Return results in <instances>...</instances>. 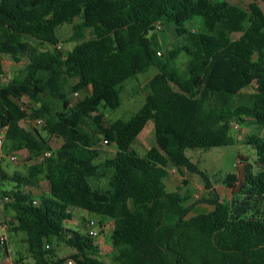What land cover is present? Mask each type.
I'll list each match as a JSON object with an SVG mask.
<instances>
[{
	"label": "trees",
	"instance_id": "obj_1",
	"mask_svg": "<svg viewBox=\"0 0 264 264\" xmlns=\"http://www.w3.org/2000/svg\"><path fill=\"white\" fill-rule=\"evenodd\" d=\"M261 16L257 0L248 11L224 0H0V76L3 58L27 59L0 87V130L12 148L50 153L27 177H11L15 190L0 191L33 264H64L52 261V241L71 248L68 258L78 264H264V28H250ZM64 24L72 34L61 40L56 31ZM156 24L174 40L162 55ZM60 43L74 47L64 53ZM180 57L183 71L174 66ZM150 68L157 73L138 112L104 125L100 108L117 109L121 86ZM85 88L90 94L71 102L69 95ZM23 97L41 131L62 141L54 152L40 131L21 126ZM245 120L261 130L243 139L257 172L238 155L236 174L223 182L232 199L220 201L184 151L235 144L231 122ZM148 121L155 146L139 155L131 146ZM101 140L115 153L97 162ZM171 169L201 178L210 212L187 218L189 196L164 184ZM41 178L47 194L21 190ZM98 179L105 189L91 184ZM74 210L113 222V262L98 257L87 231L65 228Z\"/></svg>",
	"mask_w": 264,
	"mask_h": 264
},
{
	"label": "rangeland",
	"instance_id": "obj_2",
	"mask_svg": "<svg viewBox=\"0 0 264 264\" xmlns=\"http://www.w3.org/2000/svg\"><path fill=\"white\" fill-rule=\"evenodd\" d=\"M232 5H236L241 9L248 11L250 3L253 0H224ZM257 6L261 11V18L253 21L251 23L250 28L254 29H262L264 28V0H257ZM200 23H193L190 27L196 30L199 27ZM57 36L61 40L68 39L72 34V24H64L57 28ZM90 35V32H88ZM157 37L161 46L160 53L161 55L164 53L165 49H171L174 44V40L172 35L161 27L157 29ZM240 34H233L232 39H238ZM74 47L73 43H60L59 48L62 52L66 53L70 51ZM42 49H49L46 46L42 47ZM27 59L21 58L18 63L13 62L9 58L5 57L2 60V71L3 74L0 76V87L6 84L10 79L19 75L20 71L26 65ZM186 60L184 58H179L174 63V66L179 71H183L185 68ZM157 73L155 68H150L148 71L142 74H138L135 78H131L126 81L120 88V106L117 109L109 110L100 108L101 113L104 114L103 124L108 125L111 122L116 120H129L144 103L145 97L149 94V89L147 84L154 74ZM74 80H69L68 85H72ZM247 89L242 91V94H247ZM85 93L80 92L79 96L74 97L71 93L69 95V99L71 102H74L77 99H82ZM21 105L26 107L28 112V118L31 120L32 126L35 127L38 131L42 133L43 138H47L46 134L41 131V125L36 124V118L31 117V111L29 108L32 107L31 102L28 98H23L21 101ZM39 119V118H37ZM237 124L238 129H232V126ZM231 130L230 136L236 140V143L231 146L221 147V148H211V149H186L184 151L185 156L188 158L190 162H192L198 170L204 173L206 177L209 179L210 184L214 188V190L218 193L220 200L230 202L232 199V190L228 188H222L224 179L226 176L231 174H236V164L238 155H242L244 157H248L249 162L254 165L255 172H257V167L255 164V153L253 149L243 144V139L246 135H261V130L256 126L250 124L248 120H245V123L240 124L237 121L231 122ZM50 149L51 152L57 150L62 141L56 138H49ZM155 146V128L152 121H148L142 130V132L138 135L137 139L131 146V149L139 155H143L149 148ZM23 145H19V149L23 148ZM99 150V158L97 162L103 161L104 159H109L114 156L115 147L113 145H106L101 140L98 145ZM10 150L9 143L5 139L4 144L0 151V167L6 172L8 175H13L14 172H18L23 177H27L28 170L34 164V161L31 158H23L21 157L18 162H13L10 159L12 155ZM38 161V157L36 156ZM176 176H182L183 178H179V182L175 183L173 179H165L164 183L166 186V190L168 192L177 191L180 194H186L189 196L187 204L191 206L190 212L187 215V218L192 216H196L198 214L208 213L212 208L207 206L204 202L206 199L210 198V194L205 190L203 181L198 175H193L187 172H184L182 175L180 173H175ZM185 182V183H184ZM93 186H97L101 189H105L107 187V181L105 179H98L91 182ZM17 183L8 182L5 185L1 186L0 189L4 192H9L15 190ZM25 192L32 191L34 192V196H38L41 192L47 191V183L44 179H40L38 182L37 188H30L29 186L23 187ZM27 190V191H26ZM0 215L2 216L3 223L5 225V246H8V257H5L4 250L5 247L0 248V264H13L15 260H19L21 264H33V260L31 256L27 252V246L24 243L26 238L25 233L18 232L15 234L11 230V225L9 222L11 220L8 218L4 219V215L0 211ZM74 219L78 222L74 225L71 222L65 223V228H68L73 231H77L83 233L84 231H88L87 229V220H92L95 222V229L99 231L98 238L94 239L96 244L98 245V257L106 263L113 262L114 258L117 256V252L113 251L111 246L110 235L113 228V222L110 220L101 219L94 215H89L86 213L80 214L78 211L74 212ZM100 224L102 227L98 224ZM52 249L54 253L51 255L52 261H56L58 259H65L64 264H66L67 260H69V255L73 252L71 248L66 247L63 244H57L55 241H52ZM71 260V259H70ZM73 264H78L72 261Z\"/></svg>",
	"mask_w": 264,
	"mask_h": 264
},
{
	"label": "crops",
	"instance_id": "obj_3",
	"mask_svg": "<svg viewBox=\"0 0 264 264\" xmlns=\"http://www.w3.org/2000/svg\"><path fill=\"white\" fill-rule=\"evenodd\" d=\"M80 92L81 91H78V96H79V94H80ZM82 92H84L85 93V95H84V97L85 96H87V95H89L90 94V88H85L84 90H82ZM23 98H25V97H23ZM18 103V105L19 106H21V107H23L22 105H21V102H17ZM32 105V104H31ZM25 109H26V107H24ZM26 111H27V109H26ZM36 120H37V118H36ZM32 121L31 120H29V118H28V112H27V116H26V118H24L22 121H21V126L23 127V128H25L26 130H28V131H33V129H36L35 127H33L32 126ZM41 133V132H40ZM44 133V132H43ZM41 136H42V133H41ZM47 136V135H46ZM43 137V136H42ZM49 138H53V137H48L47 136V138H44V139H46L47 141H48V145L50 146V143L51 142H49ZM10 146V150L11 151H14V152H12V155L11 156H16L17 157V161L16 162H18L19 161V159L21 158V157H27V158H31L33 161H34V164L33 165H31L32 167L33 166H35V165H38L39 163H41V161L43 160V158H42V154H40V155H36V156H40V157H38V161L37 160H35V159H37V157L36 156H32V155H30V153L23 147V148H20L19 149V146H17L16 148H12V146L11 145H9ZM0 151H1V149H0ZM10 156V157H11ZM31 167V168H32ZM172 170V169H171ZM171 170L169 171V174H168V176H167V179H169V178H171V179H173L174 180V182L175 183H178L179 181V178H183L182 176H176V174L175 173H178L175 169V172L174 173H172L171 172ZM29 171V170H28ZM184 173V172H183ZM14 174H19L18 172H14L13 173V175ZM13 175H8L6 172H4L2 169H1V167H0V187L1 186H3V185H5L6 183H8V182H14V181H12L11 180V177L13 176ZM182 175V174H181ZM194 175V174H193ZM165 181V180H164ZM15 183V182H14ZM47 183V182H46ZM165 184V183H164ZM166 187V186H165ZM30 188H37V186H35V187H30ZM204 188V187H203ZM213 188V187H212ZM222 188H225V186H224V184L222 185ZM214 189V188H213ZM21 190H23V188H21ZM0 191H2V192H4L3 190H1L0 189ZM24 191V190H23ZM27 191V190H26ZM48 191H49V187H48V184H47V191L46 192H41L39 195H41V194H47L48 193ZM25 192V191H24ZM27 192H30L32 195H33V193L34 192H32V191H27ZM217 193V192H216ZM218 194V193H217ZM38 195V196H39ZM34 196V195H33ZM219 196V195H218ZM37 197V196H36ZM220 199V198H219ZM221 201V200H220ZM207 205V204H206ZM207 206H209V205H207ZM4 207V203H3V201L1 200V198H0V211L2 212V215H4V219H6L7 218V216H8V218L11 220V214L10 213H8V214H6L4 211H3V208ZM211 207V206H210ZM212 208V207H211ZM212 210V209H211ZM210 210V211H211ZM75 211H78L80 214H82V213H86V212H84V211H82V210H74L73 212H72V219L70 220V221H68V222H71V223H73L74 225H76L78 222H76L77 220L76 219H74V212ZM209 211V212H210ZM87 214V213H86ZM88 221V220H87ZM101 222H98V224L102 227V225L100 224ZM10 224V223H9ZM5 233V231H3V230H0V234H4ZM15 234H18V233H15ZM1 248V247H0ZM72 253H74V251L72 252ZM71 253V254H72ZM4 254H5V257L7 258L8 257V246H5V250H4ZM13 264H14V262H13Z\"/></svg>",
	"mask_w": 264,
	"mask_h": 264
},
{
	"label": "built area",
	"instance_id": "obj_4",
	"mask_svg": "<svg viewBox=\"0 0 264 264\" xmlns=\"http://www.w3.org/2000/svg\"><path fill=\"white\" fill-rule=\"evenodd\" d=\"M155 27H156V29H160V25L159 24H156ZM158 55H160V54L158 53ZM73 96L74 97H77L78 96V92H74L73 93ZM21 109H23V110L26 111V109L24 107H21ZM36 124L37 125H42V120L40 118L37 119ZM232 129L237 130L238 129V125L237 124L233 125L232 126ZM5 133H6V128L0 130V149L2 148V146L4 144V141H5ZM105 143L106 142H104V144ZM49 156H50V153L49 152H44L42 154V158L43 159L44 158H47ZM10 159L13 162H16L17 161V157L15 155L14 156H11ZM171 172L174 173L175 170L172 169ZM7 200H8L7 197H4L3 198V201H7ZM87 229H88L87 233H88L89 237H91L92 239L98 238L99 231L95 229V222L94 221H92V220H88L87 221ZM0 230H3V231L5 230V225L3 223V220H2V216L1 215H0ZM4 244H5V236H4V234H0V247H3ZM66 264H73V262H72V260L69 259V260H67Z\"/></svg>",
	"mask_w": 264,
	"mask_h": 264
}]
</instances>
